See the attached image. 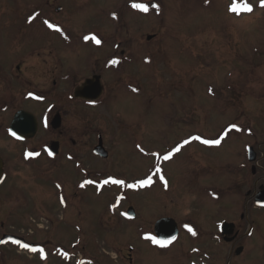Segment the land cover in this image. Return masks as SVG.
<instances>
[{
	"label": "rangeland",
	"instance_id": "374dc122",
	"mask_svg": "<svg viewBox=\"0 0 264 264\" xmlns=\"http://www.w3.org/2000/svg\"><path fill=\"white\" fill-rule=\"evenodd\" d=\"M44 1L0 0V61L8 67L17 56L38 75L46 65L75 70L77 80L99 73L104 90L97 102L71 105L63 140L41 130L30 143L40 157L0 143V237L47 247L33 254L7 244L0 264H264V209L254 206L263 161L246 155L253 146L264 156L262 0H246L253 10L239 13L234 0H50L31 20ZM46 14L54 27L41 21ZM99 134L107 158L93 154ZM51 140L60 141L54 157L45 151ZM109 177L125 183L104 184ZM162 217L180 228L168 246L149 238ZM223 221L242 235L241 255L221 238Z\"/></svg>",
	"mask_w": 264,
	"mask_h": 264
},
{
	"label": "flooded vegetation",
	"instance_id": "af4514ba",
	"mask_svg": "<svg viewBox=\"0 0 264 264\" xmlns=\"http://www.w3.org/2000/svg\"><path fill=\"white\" fill-rule=\"evenodd\" d=\"M50 5L51 1L45 0L43 5L44 7H42L41 9H35L34 13L38 12L39 15V13L42 11L47 12V7H49ZM43 18L45 19V21H49V17L47 14L46 16H43ZM123 58L127 59L126 56H124ZM123 58L119 57L120 60H122ZM19 59L20 58L17 56H13V58L11 59H6L5 63H9L7 64L8 67L5 66L3 61H0V117L5 116L4 119H0V143L2 144L4 141H6L7 143L13 142L15 144H24V147L21 150L22 155H24L25 152L28 154L29 152L32 153V151H36L37 149H39V147H32V144L30 143L34 141L35 137H37V135L44 127V130H47L50 135H52L53 133H59V136L61 137L60 141L63 140L62 138H64L66 128L68 126L67 122L69 119V114L71 113V110L69 108H71V105L77 106L78 104L82 105L83 103L87 102L83 98L77 97L75 95V92L89 77L83 80H77L78 74L75 70L65 71L64 73L60 72L55 67H52V65H46V67L43 66V70L41 71L42 75H40L41 73L38 75L36 72L29 70L28 66L25 63V59ZM34 62L36 63L37 61ZM40 63L45 64V62ZM95 74L96 73L92 74V76L90 77H93ZM51 75L55 77L50 79ZM42 78L44 79L45 84ZM30 101H33L34 104L37 105L35 112L32 110V108L26 106V103H29ZM45 103H47L45 107H40ZM73 108L74 107H72L71 109ZM19 111L29 112L36 117L37 134L34 137L21 138L15 137L10 133L11 122L14 119L16 113H18ZM57 116L59 117L60 125L58 128H53L52 120ZM53 141L58 140H51L50 143ZM60 141H58L59 144ZM72 142L75 143V140H72ZM0 156L2 159L4 175V173L7 171L1 145ZM255 158L256 160L257 158H259L258 162L263 161V164H258V167L264 172V156L260 155V157H258L256 151ZM252 168L253 167H251V170L254 175L256 173V170H254L255 168ZM262 176L263 177L261 178L263 179L264 175ZM255 187H257L256 184ZM240 218L245 219V214L241 213ZM0 226L1 228H4V224H1ZM235 231V236H233V239L229 242L232 243V248L237 245L234 243L240 241L242 237V235H240L239 233V230L235 229ZM2 234L5 235L8 233ZM249 235L250 233L247 232L246 237H248ZM231 236L232 234L230 235V238H232ZM27 244L30 246V248H36L37 245H43L44 248L46 246L45 243H34L31 241H28ZM239 247H242L244 251L245 246L243 244L236 246L235 250Z\"/></svg>",
	"mask_w": 264,
	"mask_h": 264
},
{
	"label": "water",
	"instance_id": "95a60500",
	"mask_svg": "<svg viewBox=\"0 0 264 264\" xmlns=\"http://www.w3.org/2000/svg\"><path fill=\"white\" fill-rule=\"evenodd\" d=\"M152 36H148V39H151ZM102 94V85L100 82V76H95L93 79H87L83 86L79 87L76 90V95L81 96L86 99H92L95 100L100 97ZM60 125L59 117L57 116L52 121L53 128H58ZM12 128L14 131H18L21 134H24L27 137L34 136L37 132V123L36 119L32 114H29L27 112L21 111L18 114H16L14 121L12 122ZM58 142H53L51 144V147L49 149V152L53 154L58 153ZM249 159L254 160L255 154L253 152V149H249ZM94 153L98 156H101L103 158H107L109 156L108 151L105 149L103 145V139L100 136L98 145L94 148ZM2 173V165L0 160V177ZM255 201L258 206L264 205V188H262L259 193L255 197ZM128 214L132 217L135 216V211L133 207H130L128 209ZM234 224L225 222L221 227V232L223 235L231 234L234 231ZM154 231L156 235L163 241H174L179 233L178 225L176 221L173 218L170 217H164L156 221L154 226ZM175 238V239H173ZM12 239L20 242H24L22 238L15 237L12 235H6L0 240V244L6 242L7 240ZM227 241H230L231 239L226 238ZM242 248H239L236 253L239 254L241 252Z\"/></svg>",
	"mask_w": 264,
	"mask_h": 264
},
{
	"label": "snow or ice",
	"instance_id": "6c2138e0",
	"mask_svg": "<svg viewBox=\"0 0 264 264\" xmlns=\"http://www.w3.org/2000/svg\"><path fill=\"white\" fill-rule=\"evenodd\" d=\"M261 6H264V0H262ZM132 7L136 8V9H139L140 11H143V12L149 11V7L146 4L134 3L132 5ZM154 7H156L157 10L159 8L158 5H154ZM230 10L232 12H234V13H239V12H242V11L243 12H251L253 9H252L251 5L246 2V0L243 3H238V2H235V0H234V3L231 5ZM46 23H47V21H46ZM48 26L50 28L54 27V25H52V24H48ZM57 30L59 31V29H57ZM90 38L93 39L97 44L101 43V41L95 36H92ZM112 63H117V61H112ZM233 127H236V126L233 125ZM13 135H15V133H13ZM196 139H199V137H196ZM203 143L210 144V145H218L220 143V140H204ZM176 151H179V149H176ZM49 154H51V153H49ZM33 155H39V153H31V152L28 153V156H33ZM167 158L168 157H165V159H167ZM84 183L85 184H91V183H93V181H85ZM103 183L104 184H107V183L124 184L125 182L123 180L112 179V180H105ZM139 183L142 186L143 185H149L151 183V180L150 179L141 180ZM81 186L83 187L84 185H81ZM129 187H136V185H129ZM262 206H264V205H262ZM186 227L188 228L189 232H192L193 235L196 234L195 231L190 226L186 225ZM149 238L152 239L155 243H158V244H161V245H165V244L171 242V241H160V240H157L155 237H149ZM173 239H175V238H173ZM15 243L19 244L20 241H15ZM22 247L29 248L30 246L27 245V244H23ZM31 250L32 251H37V249H35V248H33ZM40 251H42V249Z\"/></svg>",
	"mask_w": 264,
	"mask_h": 264
},
{
	"label": "bare ground",
	"instance_id": "6f19581e",
	"mask_svg": "<svg viewBox=\"0 0 264 264\" xmlns=\"http://www.w3.org/2000/svg\"><path fill=\"white\" fill-rule=\"evenodd\" d=\"M229 136H230V135H228V137H229ZM228 137H227V138H228Z\"/></svg>",
	"mask_w": 264,
	"mask_h": 264
}]
</instances>
